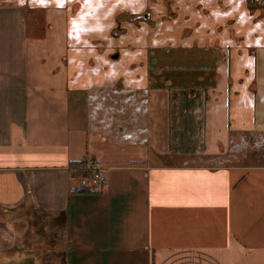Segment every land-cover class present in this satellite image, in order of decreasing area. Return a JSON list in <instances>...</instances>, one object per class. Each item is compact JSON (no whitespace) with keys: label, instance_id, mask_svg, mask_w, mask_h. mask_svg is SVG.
<instances>
[{"label":"crops","instance_id":"1","mask_svg":"<svg viewBox=\"0 0 264 264\" xmlns=\"http://www.w3.org/2000/svg\"><path fill=\"white\" fill-rule=\"evenodd\" d=\"M248 8L0 0V264H264V164L228 161L264 138ZM81 160L102 192L71 176Z\"/></svg>","mask_w":264,"mask_h":264},{"label":"rangeland","instance_id":"2","mask_svg":"<svg viewBox=\"0 0 264 264\" xmlns=\"http://www.w3.org/2000/svg\"><path fill=\"white\" fill-rule=\"evenodd\" d=\"M174 3L172 2H167V8H168V13L174 15L175 12V5H173ZM225 4V3H224ZM253 4H257L259 5V8H248L251 17L255 20V22L261 20L262 18H264V2H255ZM166 11V10H165ZM33 16V13L31 11V13H28V18L31 19ZM134 15H131L130 17L133 18ZM38 17H42L41 15L38 14ZM144 19V18H142ZM42 25H45V23L43 21H41ZM156 59V58H155ZM179 59L176 60V62H178ZM174 63H176L175 61H173ZM181 62L185 63L187 62L186 58L184 57L183 60H181ZM121 101L117 102L116 107L118 109L123 108L122 105L123 103H120ZM136 104H138V99H136ZM110 106H106V109L109 108ZM261 138V139H260ZM244 146L243 147H232L231 149V158H229V162L231 164H237V165H262L264 164V138L259 136L258 139L255 140V142H251V138L250 137H246V139L244 140ZM41 215V214H40ZM29 222L31 221L30 218ZM38 219L40 221V226H43V218H41V216H38ZM36 230V229H35ZM31 231V230H30ZM34 236V233H30L28 231L27 233V237L30 238V236ZM37 235L39 237V239H42L41 237L47 235L46 231L43 230V227H37ZM47 244H44V248L46 247ZM41 247L43 245H40ZM42 251V250H41ZM41 261V260H40ZM44 261V260H43ZM55 264L57 263V261H54ZM40 263H46V262H40ZM52 263V261L50 260V264Z\"/></svg>","mask_w":264,"mask_h":264},{"label":"built area","instance_id":"3","mask_svg":"<svg viewBox=\"0 0 264 264\" xmlns=\"http://www.w3.org/2000/svg\"><path fill=\"white\" fill-rule=\"evenodd\" d=\"M255 2H264V0H255ZM89 174L79 177L80 185L89 191L102 192L106 185V169L105 167L93 164L87 165Z\"/></svg>","mask_w":264,"mask_h":264},{"label":"trees","instance_id":"4","mask_svg":"<svg viewBox=\"0 0 264 264\" xmlns=\"http://www.w3.org/2000/svg\"><path fill=\"white\" fill-rule=\"evenodd\" d=\"M254 1L255 0H247V3H248V5H249L250 8H254L253 7ZM126 17L129 18V19H132L130 16H128L126 14H122L120 16V18H126ZM133 18H135L136 21H138L139 19L144 18V17L143 16H133ZM144 19H147L148 20L149 19V15L147 14V17L144 18ZM115 32H116V34H120V33L123 32V30H121V29H115ZM93 164H96L93 160H91V161L81 160V161H78V162H73L71 164V168H70L71 176L74 177V178L75 177L79 178L80 176L88 175L89 174V170L86 168V166L87 165H93ZM83 189L84 190H88L86 188H83Z\"/></svg>","mask_w":264,"mask_h":264},{"label":"water","instance_id":"5","mask_svg":"<svg viewBox=\"0 0 264 264\" xmlns=\"http://www.w3.org/2000/svg\"><path fill=\"white\" fill-rule=\"evenodd\" d=\"M143 17H144V18H146V17H147V15H143ZM133 20L135 21L136 19H135V18H133ZM117 56H118L117 54H115V55H114V57H115V58H116Z\"/></svg>","mask_w":264,"mask_h":264},{"label":"flooded vegetation","instance_id":"6","mask_svg":"<svg viewBox=\"0 0 264 264\" xmlns=\"http://www.w3.org/2000/svg\"><path fill=\"white\" fill-rule=\"evenodd\" d=\"M147 14H148V13H145V14H143V15H147ZM143 15H142V16H143ZM118 29H119V28H118Z\"/></svg>","mask_w":264,"mask_h":264}]
</instances>
